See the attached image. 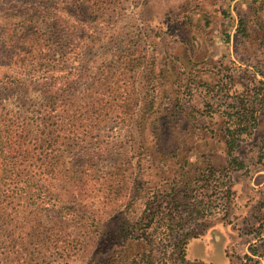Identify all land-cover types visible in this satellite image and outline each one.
<instances>
[{
	"label": "rangeland",
	"instance_id": "374dc122",
	"mask_svg": "<svg viewBox=\"0 0 264 264\" xmlns=\"http://www.w3.org/2000/svg\"><path fill=\"white\" fill-rule=\"evenodd\" d=\"M82 2L73 1L78 23L84 19ZM88 4L103 8L98 22L93 15L88 25L102 22L103 28L76 39L75 68L83 66L82 53L91 67L101 59L112 61L120 51L136 50L135 57H140L145 49V66L126 87L139 93L141 105L154 86V107L139 127L127 121L105 123L93 140L102 144L101 150L75 148L61 157L59 167H71L73 179L70 187L58 183L59 200L75 201L84 210L88 230L77 220L66 222L60 213L43 211L34 217L27 212L9 218V239L15 240L19 232L33 235L34 220V235H50L45 243L59 237L81 242L68 264H143L151 259L176 264V240L190 242L192 261L225 264L230 258L229 264H253L243 255L257 243L250 232L263 231L264 237V104L252 109V89L261 79L256 69L264 65V0ZM47 7L45 0H0V25L36 23L41 31L42 9ZM93 73L76 76L72 93L93 87ZM35 100V94L16 90L7 93L6 102L10 108L24 102L25 108ZM237 109H250L256 116L254 129L239 136L232 152L243 169L230 163L225 146L224 131L234 129ZM86 154L92 155L88 164ZM66 190L70 195L74 191L71 199ZM150 212L160 221L150 223L145 217ZM194 236L200 239H190ZM258 245L263 256L259 264H264V241ZM24 249L25 255L33 250ZM53 251L41 246V264H64ZM30 257L6 264H36L28 262Z\"/></svg>",
	"mask_w": 264,
	"mask_h": 264
},
{
	"label": "trees",
	"instance_id": "16d2710c",
	"mask_svg": "<svg viewBox=\"0 0 264 264\" xmlns=\"http://www.w3.org/2000/svg\"><path fill=\"white\" fill-rule=\"evenodd\" d=\"M73 1L45 0L48 7L42 9L44 20L41 31L36 23H21L19 27L16 24L0 25V261L3 264L9 260L22 261L27 255L31 256L29 263L41 264V246L44 245L54 250L57 260L69 263L74 254L72 250H80L81 242L78 239L68 241L59 237L45 243L50 235L43 239L41 234L34 235L36 222L33 220L30 228L33 235L19 232L16 239L11 240L8 231L10 219L26 215L27 212L34 217L41 216L43 211L54 212L62 214L66 222L77 220L88 230V217L84 210L77 203L74 204L75 201L59 200L58 183H67V187H70L73 179L71 167L64 164V171L62 163L59 167L61 157H68L75 148L89 152L96 148L97 151L101 150L102 144L93 140L105 123L127 121L132 124L131 127H139L142 119L154 107L155 98L151 95L154 86L145 95L149 96L148 101L141 105L139 93L135 94L133 88L126 87L130 85L135 71L145 66V49L140 57H135L136 50H123L112 61L101 59L91 67L86 64L87 59L82 53L80 61L83 66L75 68L74 42L77 38L82 39L90 30L102 31L99 29L103 28L102 22L91 27L87 20L96 15L97 23L103 8L94 9L89 7V0H82L80 5L85 7L80 6L79 11L84 19L78 23ZM241 24L239 22V27L244 33ZM103 56L107 58V55ZM90 71L94 72V86L80 95L72 93L75 77H87ZM256 75L261 79L255 81L252 89V109L256 104H264V65L262 69H256ZM149 76L154 81L153 73ZM16 90L35 94L37 101L25 108L24 102L19 108H10L6 102L7 93ZM81 96L83 100L80 103ZM237 112L238 121L233 124L234 129L228 127L224 131L227 156L232 164H238L232 158V152L238 146L239 136L252 131L256 125L252 110L237 109ZM137 117L140 122L136 121ZM91 156L86 154L87 164L92 160ZM238 168L244 167L238 164ZM65 192L68 199L73 197L74 191L71 195L67 190ZM154 215L150 212L145 217L150 223L159 222L160 219ZM21 224L28 225L30 222ZM262 232H250L257 243L248 249L249 254L243 255L246 262L261 263L263 256L258 254L257 248L264 241ZM82 235L87 236L86 232ZM187 244L185 240L175 241L172 250L179 251V257L174 259L176 264H188ZM24 246H32V252L25 255L22 252L25 251ZM143 264L160 263L151 259Z\"/></svg>",
	"mask_w": 264,
	"mask_h": 264
},
{
	"label": "crops",
	"instance_id": "0c3cea01",
	"mask_svg": "<svg viewBox=\"0 0 264 264\" xmlns=\"http://www.w3.org/2000/svg\"><path fill=\"white\" fill-rule=\"evenodd\" d=\"M195 239H200V238H195ZM236 241H237V240H236ZM236 241H235V243L237 244L239 241H237V242H236ZM189 243H190V242H188V244H187V248H186V249H187V250H186V259L189 260L190 262H195V263L203 264V263H201V262H198V261H195V260L192 261V260L189 259V256H188V255H189V250H188V245H189ZM234 248H235V246H234ZM229 260H230V258L228 259L227 263H225V264H229Z\"/></svg>",
	"mask_w": 264,
	"mask_h": 264
}]
</instances>
